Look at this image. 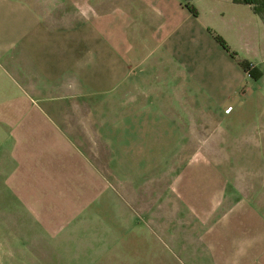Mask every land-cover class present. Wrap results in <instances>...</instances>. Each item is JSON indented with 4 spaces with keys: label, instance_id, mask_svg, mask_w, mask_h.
<instances>
[{
    "label": "crops",
    "instance_id": "crops-1",
    "mask_svg": "<svg viewBox=\"0 0 264 264\" xmlns=\"http://www.w3.org/2000/svg\"><path fill=\"white\" fill-rule=\"evenodd\" d=\"M230 97L251 121L228 117ZM0 140V264L27 219L32 264H264V20L249 4L0 0ZM166 156H186L171 178Z\"/></svg>",
    "mask_w": 264,
    "mask_h": 264
},
{
    "label": "rangeland",
    "instance_id": "rangeland-1",
    "mask_svg": "<svg viewBox=\"0 0 264 264\" xmlns=\"http://www.w3.org/2000/svg\"><path fill=\"white\" fill-rule=\"evenodd\" d=\"M232 53H233V51H232ZM241 54H242L241 52H239V53L235 52L234 56H236L237 58H242ZM214 61L220 62V60L218 58H214ZM138 69H139L138 67H137V69L134 68V71H138ZM252 69H254V67ZM251 70H249L248 77L252 76L251 75ZM246 80H248L247 77H246ZM113 94L114 93L112 91H111V93L109 91L101 92V97L99 96V98H102V99L103 98H109L110 95H111V98H112ZM225 103H226L225 105L229 104L233 108L231 113L228 115V117H232V119H235V118H237V115H239L240 119H245L246 118L245 121L246 120L247 121H249V120L251 121L252 120L251 119L252 116H250L251 112L248 113V114L245 113V110H246L245 108L243 109L244 110L243 113L239 114V111H238L239 106L237 105V100L236 99H231V97H230ZM3 144H2V140H0V148L1 147L3 148ZM4 148H7V145L4 144ZM178 157L181 158V157H186V156H166V162H165V164H166L165 168L166 169L164 171V174H165L166 177L170 176V178H171V173L173 172L172 169H174V167L177 165L174 162L176 161V159ZM216 157L220 158L221 156H216ZM222 157H226V156H222ZM241 157H242V160H241L240 163L241 164H243V163L246 164L247 162L243 159L244 157L243 156H241ZM229 158H230L229 162L231 163V165H233L234 163L237 162V161L233 160V159H236L237 156H236V158H234L232 156H229ZM246 158H250V160H247V161L252 162L254 156H246ZM262 159H264V156H262ZM241 164H239L238 168L236 167L237 169L234 170L233 174L237 175V174L245 173V171H243L241 169V168L244 167V165H241ZM102 169L106 172V165L102 166ZM161 187H163V186H161ZM160 189L162 190V188H160ZM163 190H164V194H165L166 198L172 195V192H171L169 186H164ZM8 194H9V192L6 190L5 199L7 198ZM152 207H154L153 208L154 210L156 209V203L155 202H154ZM105 209L109 210L108 206H106ZM24 221H26V222L31 224V227H30L31 234H29L28 232H26L27 230L22 228L21 229V234L14 236L15 238H17V237L19 238L20 243H19L18 246L15 245V248H14V245H6V249L4 248V250L1 253L2 254L1 256H2L4 264H32V220L27 219V220H24ZM34 232L38 233L37 230H35ZM42 234L43 233L40 232L39 236H40V238H42L44 240V238L42 237ZM10 235H12V234H10ZM9 239H12V237H10ZM16 258H19V260L17 259V263H16ZM50 264H63V263L60 261L59 258L53 256V262L50 263Z\"/></svg>",
    "mask_w": 264,
    "mask_h": 264
},
{
    "label": "trees",
    "instance_id": "trees-1",
    "mask_svg": "<svg viewBox=\"0 0 264 264\" xmlns=\"http://www.w3.org/2000/svg\"><path fill=\"white\" fill-rule=\"evenodd\" d=\"M233 1L251 5L254 12L259 14L264 20V0H233ZM214 38L222 45L224 49L229 50L227 43L220 35L214 34ZM239 63L244 68V70L249 65V62L245 60H241ZM251 75H252L251 77H257V74L255 73L254 69L251 70Z\"/></svg>",
    "mask_w": 264,
    "mask_h": 264
},
{
    "label": "built area",
    "instance_id": "built-area-1",
    "mask_svg": "<svg viewBox=\"0 0 264 264\" xmlns=\"http://www.w3.org/2000/svg\"><path fill=\"white\" fill-rule=\"evenodd\" d=\"M254 67V65L252 63H249V65L247 66L245 72L247 74V76L249 75V70H251Z\"/></svg>",
    "mask_w": 264,
    "mask_h": 264
}]
</instances>
